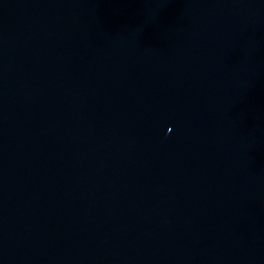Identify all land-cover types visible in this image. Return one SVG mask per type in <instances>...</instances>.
<instances>
[{
  "label": "water",
  "instance_id": "1",
  "mask_svg": "<svg viewBox=\"0 0 264 264\" xmlns=\"http://www.w3.org/2000/svg\"><path fill=\"white\" fill-rule=\"evenodd\" d=\"M0 264H264V0H0Z\"/></svg>",
  "mask_w": 264,
  "mask_h": 264
}]
</instances>
